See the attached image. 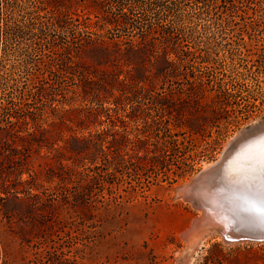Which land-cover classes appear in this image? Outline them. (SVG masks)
<instances>
[{
    "label": "rangeland",
    "instance_id": "1",
    "mask_svg": "<svg viewBox=\"0 0 264 264\" xmlns=\"http://www.w3.org/2000/svg\"><path fill=\"white\" fill-rule=\"evenodd\" d=\"M39 2L0 0V130L9 126L4 107L28 117L29 124L22 129L26 134L33 130L34 120L39 125L58 122L66 111L95 109L103 104L83 94L75 85L78 77L73 80L61 72L53 73L63 63L55 60L52 46L64 44L72 32L56 26L48 12L38 9ZM95 2L101 12H127L139 27L168 28L181 44L195 51V60H177L178 72L185 73V65L189 77L194 71L189 79L195 83V102L196 84L205 83L206 91L201 94L200 105L195 103V110L188 108L182 116L175 110L158 115L152 99L142 100L143 108L150 110L163 129L162 137L155 136L158 128L152 131L148 148L153 151L138 154L146 159L142 165L131 150L133 144L126 143L122 151L110 148L113 110L102 112L90 127L79 128V136L108 134L98 137L99 142L92 144L93 156L79 164L83 182L88 184L84 215L56 217L48 209L32 216L36 219L32 221L8 213L0 201V264H264V242L228 244L217 235L201 240L185 254L188 240L181 234L200 217L201 210L177 197V189L206 164L215 163L239 131L264 117V73H259L262 68L256 72L255 57L245 56L248 49L263 44L264 23L262 35L256 26L264 18V0ZM232 5L248 14L238 9L226 12L224 6ZM115 33L122 41H130L136 31L129 26ZM39 70L44 75L37 78ZM164 83L156 93L173 96L178 105L189 99L185 92L190 86L184 77H168ZM219 83L224 85V93L214 87ZM226 91L231 97L227 98ZM219 96L223 102L216 107L214 101ZM21 98L25 105L14 106ZM124 106L129 108L128 103ZM216 108L220 116L213 120ZM194 113L195 132L188 127L176 129ZM120 115L123 117L124 111ZM200 117L202 127L198 128ZM140 124L131 123L128 128ZM153 156L157 162L159 158L158 163L151 162ZM32 161L38 165L37 157ZM27 178L24 173L22 179ZM29 193L39 194L33 200L36 207L57 204L64 194L54 183L29 188L20 195ZM2 197L5 195L0 192Z\"/></svg>",
    "mask_w": 264,
    "mask_h": 264
},
{
    "label": "trees",
    "instance_id": "2",
    "mask_svg": "<svg viewBox=\"0 0 264 264\" xmlns=\"http://www.w3.org/2000/svg\"><path fill=\"white\" fill-rule=\"evenodd\" d=\"M97 5L95 0H40L39 2L38 9L48 12L56 26L72 32L64 44L52 46L57 58L55 60L63 63L53 73L61 72L73 80L78 77L75 85L83 94L94 101L109 103L114 107L106 108L101 104L95 109L78 108L66 111L60 121L45 125H39V121L34 120L33 130L26 134L22 129L24 125L29 124L28 117L23 115L24 113L19 115L14 111L15 109L3 108L10 120L9 126L0 130V192L5 195L0 201L8 213L19 218L36 221L32 216L38 217L48 209L56 217L84 215V192L88 189V184L83 182L79 164L90 154L93 156L92 144L99 142L98 137L102 138V134L104 136L108 134L105 132L101 135L84 137L78 135V129L97 123L102 112L113 110L115 113L109 121L110 148L122 151L126 143L133 144L131 150L135 155L137 154V157H134L138 158L142 165L144 164L142 161L146 159L138 154H148L153 151L148 148V143L149 139L154 137L152 133L154 127L158 128L156 137H162L163 131L150 110L143 108L142 100L152 99L151 104L156 106L158 115L167 112L172 114L175 110L178 111L179 116H182L181 112L188 108L195 110V103L197 106L200 105L201 94L206 91L205 83H197L195 102V83L190 82L189 79L194 77V71L192 70L190 77L186 65L185 73L177 71V60L183 62L195 60V51L181 44L168 28L139 27L128 17L127 12L120 11L113 15L107 11L101 12L96 8ZM249 7L251 8L250 5ZM224 8L226 12L238 9L236 5L229 8L224 6ZM239 11H242L243 15L248 14L244 9H238ZM263 23L264 18L256 26L259 35L263 34L261 29ZM129 26H132L136 33L130 41H122L115 30ZM247 53L246 57H255L253 64L257 65L253 66H257L256 72L262 68L263 72L259 73L263 74L264 39L261 46L255 50L248 49ZM198 58L204 62L202 55ZM38 72L37 78L44 75L42 70ZM168 77L186 79L190 86L185 92L189 97L188 100H182L178 105L173 100V96H161L156 93ZM223 86L219 83L214 87L218 92H223L221 90L225 89L222 88ZM225 93L227 98L231 97V92ZM222 99V96L216 97L214 106L222 104ZM126 103L129 107L127 110L124 109ZM19 105H25L22 98L18 105L14 104V106ZM121 111H124L123 117L120 115ZM212 114L213 120H217L220 116L217 108ZM201 119L200 117L198 120L200 124L198 128L202 127ZM187 120L176 126V129L188 127L195 132V113ZM131 123H142L140 125L146 130L143 131L140 125L130 129L128 127ZM43 149H46L44 154H42ZM34 157L39 160L38 165H34L32 161ZM151 162H157L154 156ZM24 173L28 174L27 179H22ZM46 183H54L57 189L60 188L64 192L62 200L57 204H41L36 207L33 200L39 198V194L29 193L28 196L23 197L20 195L29 188L44 187ZM72 188L76 191L74 192ZM29 222L30 220L26 221L27 225Z\"/></svg>",
    "mask_w": 264,
    "mask_h": 264
},
{
    "label": "bare ground",
    "instance_id": "3",
    "mask_svg": "<svg viewBox=\"0 0 264 264\" xmlns=\"http://www.w3.org/2000/svg\"><path fill=\"white\" fill-rule=\"evenodd\" d=\"M232 140L229 148L224 150L225 161L212 167L203 176L195 190V198L209 205L205 206L207 208L217 206L216 212L220 214L217 218L223 225L233 226V236L249 232L264 236V186L254 179L264 170V121L236 135ZM213 165L206 164L203 170ZM204 211L201 210L200 216ZM213 235L224 241L221 234L194 236L187 239L184 253L190 254L201 240Z\"/></svg>",
    "mask_w": 264,
    "mask_h": 264
},
{
    "label": "water",
    "instance_id": "4",
    "mask_svg": "<svg viewBox=\"0 0 264 264\" xmlns=\"http://www.w3.org/2000/svg\"><path fill=\"white\" fill-rule=\"evenodd\" d=\"M264 121V117L259 120V122L255 124H259ZM255 124L250 125L249 127L241 130L238 132L237 135L241 133H245V131L249 130L252 128ZM231 140L226 148H229V146L232 144ZM224 148V149H226ZM223 150L220 159L217 160L213 166H210L204 170H201L196 176H194L191 181L187 185L180 186L177 189V197L181 198L182 200H185L187 203H191V205L196 209V210H205L204 213L200 217H196L193 222L191 227L189 228L188 231H185L181 234V237L185 240L192 238L195 236H202L206 233H212V234H221L224 237V240L226 243L231 244V243H245V242H264V236L263 235H258L257 233H247L245 235H239V236H233L231 232H233V226H225L222 224L221 221L217 218V206H212L211 208H207L204 203L197 200L195 198V190L198 187V184L203 180V176L212 168L215 167V165L225 161L226 153ZM224 153V154H223ZM205 207V208H202ZM210 210V211H209ZM220 215V214H219Z\"/></svg>",
    "mask_w": 264,
    "mask_h": 264
},
{
    "label": "snow or ice",
    "instance_id": "5",
    "mask_svg": "<svg viewBox=\"0 0 264 264\" xmlns=\"http://www.w3.org/2000/svg\"><path fill=\"white\" fill-rule=\"evenodd\" d=\"M254 179L257 181V182H260L262 184V186H264V170H262L261 174L254 177ZM255 194V193H254Z\"/></svg>",
    "mask_w": 264,
    "mask_h": 264
}]
</instances>
